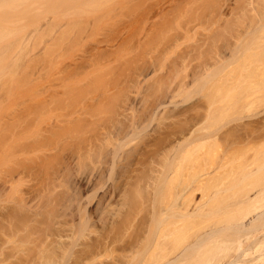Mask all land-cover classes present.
<instances>
[{
    "label": "rangeland",
    "instance_id": "1",
    "mask_svg": "<svg viewBox=\"0 0 264 264\" xmlns=\"http://www.w3.org/2000/svg\"><path fill=\"white\" fill-rule=\"evenodd\" d=\"M29 1L33 2L21 4L28 3L32 9L14 5L16 10L21 6L20 12L12 11L13 0L0 4V16H4L0 22L5 23H0L1 30L12 20L8 31L11 25L13 31L22 26L24 31L21 28L17 35L24 33L22 37L27 39L17 37L28 44L21 43L28 49L12 48L13 53L22 50V56L20 50L14 54L16 62L10 51L2 52L16 64L12 60L5 71L0 65V264L15 255L10 252L11 245H81L91 242L96 231L107 230L116 218L112 204L130 181L127 173L144 136L138 134L135 143L121 152L120 161L111 165V146L105 133L101 153L96 147L95 127L100 119L117 111L122 118L169 116L203 97L228 96L225 88L230 85L229 72L217 69L220 66L214 62L218 58L213 50L225 17L224 0H174L160 8L157 1L161 0H42L45 6L38 4V8ZM20 16L24 19L21 23L17 21ZM36 21L42 22L44 31L39 27L42 32L35 31L33 39L35 33L30 36L25 31L38 26ZM26 33L35 42L29 43ZM13 35L10 38L15 41ZM7 39L5 42L10 41ZM1 54L0 61L5 59ZM206 59L207 70L211 69L205 80L202 62ZM218 84H222L221 95ZM254 103L235 113L264 122V95ZM260 119L256 131L262 134ZM152 123L146 130L154 127ZM109 135L114 142L115 134ZM2 247L10 248L13 256Z\"/></svg>",
    "mask_w": 264,
    "mask_h": 264
},
{
    "label": "bare ground",
    "instance_id": "2",
    "mask_svg": "<svg viewBox=\"0 0 264 264\" xmlns=\"http://www.w3.org/2000/svg\"><path fill=\"white\" fill-rule=\"evenodd\" d=\"M4 1L0 0V4ZM22 1L26 3L28 0H13V8L14 5L17 8L16 5L21 4ZM41 1L39 0L38 3L33 0L35 6L38 4H41L38 5L39 7L45 6V3H42L45 0ZM161 1H157L158 8L164 2L172 4L174 0ZM227 1L229 0L223 1L226 10L225 17L221 19L219 43L213 44L214 53L218 58L217 61L214 60L217 59L216 57L213 60L220 67L215 64V67L213 64L212 66L217 67L219 71L228 70L230 85L227 84L225 88L228 89L226 92L228 96L203 97L202 100L184 106L183 110H176L164 117L132 115L129 118H122L117 111L100 119L95 127L96 147L97 150L102 148V135L105 133L107 143L111 146V165L117 160L120 161L121 152L124 151L125 146L135 143L132 141L138 134L140 137L143 132L144 136L140 146L134 144L136 148L133 147V151L136 149L135 161L127 173L130 181L112 204V213L116 218H112L107 230L97 229L95 236L91 237V242H82L81 245H78L79 243L64 245L55 242H47L45 246L44 244L39 246L22 244L21 247L17 244V246L11 245L10 252L13 251L15 257L10 254V248L2 247V251L7 250L10 257L15 258L12 257L14 259L12 260L6 255L7 260L10 258L12 261L9 259L10 262L3 261L4 263L264 264V124L262 128L260 126L259 131L262 134H259L256 128L260 118L243 119V116L239 117L241 112H238L250 108L253 104L255 106L254 102L264 95V0H233V5ZM7 3L10 4L11 0ZM21 5L22 8L32 9L30 8L32 5L28 3ZM20 7L18 6L19 10L14 8L12 11L20 12L22 11ZM29 9L27 8L26 11L28 12ZM150 16L151 14H148L146 17L150 18ZM0 17L1 20L4 16ZM19 18L16 19L21 23L23 18L21 19V16ZM13 20L15 25H18L14 16ZM42 22L41 24L37 22L38 26H33L32 31L25 32H30V35L31 32L32 34L35 31L40 32L41 29L44 31ZM12 25L9 26L10 31L7 26L4 27L5 31H2L3 25H0L2 31L0 34H4L0 39L10 35L9 42H5L7 38L1 39L4 42H0V52L10 51L9 56L13 54L15 59L17 55L14 54L19 50L20 54L21 48H28L23 47L26 40H18L24 36V33L17 35V32L21 33L22 26L19 25L21 28L17 29L14 25V30L15 28L17 30L13 31L10 28ZM39 27H41L40 31ZM11 32L16 37H20H15L17 40L14 38V41ZM42 35L45 36L46 33ZM25 36L28 37L29 43L35 42L32 40L35 39L36 33L33 34V39L31 37L32 40L29 38L32 35L28 36L26 33ZM37 41L36 43H40ZM27 45L26 43L24 46ZM14 46L22 47L16 49L17 52L13 49L15 51L13 53ZM1 55H4L2 56L4 58L6 56L3 53ZM14 59L2 58L0 65L3 64L4 67L1 70L5 71V67L8 69L7 65L10 63L12 65ZM206 61L207 59L202 62L203 70L206 71L203 72L205 80L207 72L211 69L207 70L209 65L206 66L208 64ZM201 76L199 79H203ZM221 85V88L215 86L217 90L222 89ZM217 92L221 95V90ZM234 113L238 116H227ZM260 122L263 121L260 119ZM151 123L154 127L146 130ZM112 133L116 135L114 142L110 141L112 135L109 134ZM137 142L136 144H139L140 141ZM107 143L105 142L106 145ZM257 145L261 148L257 147L260 153L257 152ZM109 171L111 172V169Z\"/></svg>",
    "mask_w": 264,
    "mask_h": 264
}]
</instances>
